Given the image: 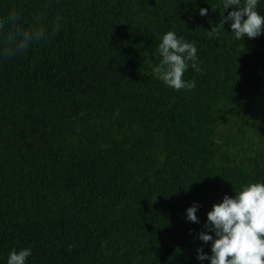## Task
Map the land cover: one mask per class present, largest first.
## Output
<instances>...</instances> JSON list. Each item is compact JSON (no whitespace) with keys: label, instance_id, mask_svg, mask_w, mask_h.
Here are the masks:
<instances>
[{"label":"trees","instance_id":"16d2710c","mask_svg":"<svg viewBox=\"0 0 264 264\" xmlns=\"http://www.w3.org/2000/svg\"><path fill=\"white\" fill-rule=\"evenodd\" d=\"M50 39L0 60V264H209L206 213L264 182V25L221 0H0ZM206 8L205 16L199 9ZM257 11L264 15V0ZM197 47L191 90L153 74L167 31ZM196 203L199 223L185 219Z\"/></svg>","mask_w":264,"mask_h":264},{"label":"clouds","instance_id":"9594fccd","mask_svg":"<svg viewBox=\"0 0 264 264\" xmlns=\"http://www.w3.org/2000/svg\"><path fill=\"white\" fill-rule=\"evenodd\" d=\"M260 0H221V6L228 11L227 16L219 20L209 34L230 22L231 34L237 40L256 38L261 35L264 15L257 11ZM206 8L199 9V15L205 16ZM61 18L46 27L40 23V17L25 25L22 11L10 7L6 14H0V60L11 59L25 53L33 45L53 37L58 31ZM158 63L152 71L157 79L174 90H191L195 80H185L184 73L189 69L200 71L197 47L193 42L178 37L174 31H167L157 45ZM198 205L185 210V219L199 223L196 215ZM205 231L198 233V239L210 242V254L202 248L196 249L197 261L207 260L209 264H264V182H250L242 185L233 196L224 195L219 203L212 205L206 213ZM31 248L12 249L6 264H26L31 256Z\"/></svg>","mask_w":264,"mask_h":264}]
</instances>
